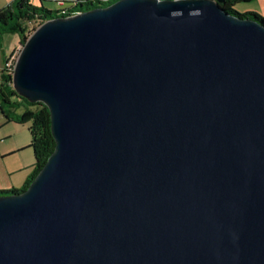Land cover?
Returning <instances> with one entry per match:
<instances>
[{
	"label": "water",
	"instance_id": "95a60500",
	"mask_svg": "<svg viewBox=\"0 0 264 264\" xmlns=\"http://www.w3.org/2000/svg\"><path fill=\"white\" fill-rule=\"evenodd\" d=\"M224 1L116 0L35 28L12 84L56 146L0 195V264H264V23Z\"/></svg>",
	"mask_w": 264,
	"mask_h": 264
},
{
	"label": "trees",
	"instance_id": "16d2710c",
	"mask_svg": "<svg viewBox=\"0 0 264 264\" xmlns=\"http://www.w3.org/2000/svg\"><path fill=\"white\" fill-rule=\"evenodd\" d=\"M250 1L252 0H225L221 5L232 14L255 18L264 23V16L259 12H239L236 9L239 3ZM41 2L40 5H37L31 0H13L9 5L0 8V34L4 31L10 33L19 32L22 37L21 44L23 46V43L35 28L48 19L60 15L74 14L76 11L90 9L100 4L108 5L112 3L109 2L106 4L100 1L96 3L92 0H85L84 2L77 0L76 4H74V0H70V6L60 10H53L45 6L43 0ZM2 78L0 110L10 120L30 124L29 129L32 135L30 146L34 149L36 162L32 173L21 188L13 187L11 189H2L0 190V195L19 193L26 190L45 165L56 146V141L51 131V117L48 107L42 102H31L25 97L18 95L12 84V73L3 69ZM16 96L17 98H15ZM24 103L26 104L25 109L23 112H18L17 109L24 106ZM7 110L9 111L7 112Z\"/></svg>",
	"mask_w": 264,
	"mask_h": 264
},
{
	"label": "crops",
	"instance_id": "0c3cea01",
	"mask_svg": "<svg viewBox=\"0 0 264 264\" xmlns=\"http://www.w3.org/2000/svg\"><path fill=\"white\" fill-rule=\"evenodd\" d=\"M12 1L13 0H0V8L9 5ZM55 1L58 2L62 0ZM239 6H242L239 11H256L264 16V0L242 2L236 7ZM0 51L5 55V49H3V46L0 47ZM19 51L20 50H18L17 53ZM9 59L10 58H4L3 66L0 65V89L3 82V68ZM8 111L9 110H7V112ZM10 123L22 126L26 124L8 119L3 111L0 110V190L16 186L19 181H24L25 183L26 179L32 173L36 162V158L34 163L30 162L31 158L29 159V153L26 152L32 148L30 146L32 141L31 132L25 133L24 131H21L19 127H17L19 129H11L8 127ZM21 175H23L24 178L20 179L22 177Z\"/></svg>",
	"mask_w": 264,
	"mask_h": 264
},
{
	"label": "rangeland",
	"instance_id": "374dc122",
	"mask_svg": "<svg viewBox=\"0 0 264 264\" xmlns=\"http://www.w3.org/2000/svg\"><path fill=\"white\" fill-rule=\"evenodd\" d=\"M35 4L37 5H40L42 2L41 0H32ZM116 1V0H114ZM113 1V2H114ZM44 3L47 7H49L50 9H53V10H60V9H64L68 6H70V3L67 2V3H64V4H60L59 2L55 1V0H44ZM240 8H242V6H239V7H236V9L239 11ZM239 12H242V11H239ZM21 34L19 32H15V33H10V32H1L0 34V43H1V46H3V49H5V55H3L2 51H0V65L3 66V59L4 58H13L15 57L16 53L18 50H21L22 48V45H21ZM0 46V47H1ZM18 54V53H17ZM5 56V57H4ZM13 56V57H12ZM5 66V65H4ZM17 98V96L15 97ZM25 103H24V106L20 107L17 109L18 112H23V110L25 109ZM9 128L11 129H21V131H24L25 133H30V124L27 123V124H24L23 126L22 125H16L14 123H10L8 125ZM19 127V128H17ZM27 153H29V159H30V162L34 163L35 162V154H34V150L32 148H30L28 151H26ZM26 172V171H25ZM22 178L23 175H21ZM23 183L24 181H19L17 183L16 186H13V187H16V188H21L23 186ZM13 187H10V188H7V189H11Z\"/></svg>",
	"mask_w": 264,
	"mask_h": 264
},
{
	"label": "built area",
	"instance_id": "2783aa9c",
	"mask_svg": "<svg viewBox=\"0 0 264 264\" xmlns=\"http://www.w3.org/2000/svg\"><path fill=\"white\" fill-rule=\"evenodd\" d=\"M83 2L85 1V0H82ZM92 1H94V2H96L97 3V1H100L101 3H109V2H112V1H114V0H92ZM60 4H64L65 2L62 0V1H58ZM76 2H77V0H74V4H76ZM70 3V2H69ZM71 4V3H70ZM77 12H79V11H76L75 13H77ZM17 56L18 55H16L15 57H13V58H10L7 62H6V64H5V66H4V70H6V71H8V72H10V73H12V77H13V73H14V67H15V63H16V59H17Z\"/></svg>",
	"mask_w": 264,
	"mask_h": 264
}]
</instances>
